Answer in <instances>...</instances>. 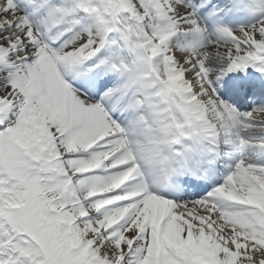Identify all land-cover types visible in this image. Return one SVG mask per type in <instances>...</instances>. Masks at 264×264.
<instances>
[{"label": "snow or ice", "instance_id": "snow-or-ice-1", "mask_svg": "<svg viewBox=\"0 0 264 264\" xmlns=\"http://www.w3.org/2000/svg\"><path fill=\"white\" fill-rule=\"evenodd\" d=\"M0 264H264V0H0Z\"/></svg>", "mask_w": 264, "mask_h": 264}]
</instances>
